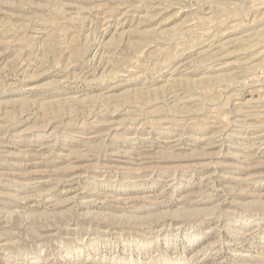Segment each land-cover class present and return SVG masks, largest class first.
Masks as SVG:
<instances>
[{
	"label": "rangeland",
	"instance_id": "rangeland-1",
	"mask_svg": "<svg viewBox=\"0 0 264 264\" xmlns=\"http://www.w3.org/2000/svg\"><path fill=\"white\" fill-rule=\"evenodd\" d=\"M0 264H264V0H0Z\"/></svg>",
	"mask_w": 264,
	"mask_h": 264
}]
</instances>
